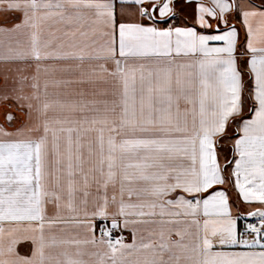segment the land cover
Returning a JSON list of instances; mask_svg holds the SVG:
<instances>
[{"label":"snow or ice","instance_id":"obj_1","mask_svg":"<svg viewBox=\"0 0 264 264\" xmlns=\"http://www.w3.org/2000/svg\"><path fill=\"white\" fill-rule=\"evenodd\" d=\"M0 18V264H264V0Z\"/></svg>","mask_w":264,"mask_h":264},{"label":"crops","instance_id":"obj_2","mask_svg":"<svg viewBox=\"0 0 264 264\" xmlns=\"http://www.w3.org/2000/svg\"><path fill=\"white\" fill-rule=\"evenodd\" d=\"M0 19H2V18H0ZM0 83H2V81H0ZM4 111H5V106L0 104V122L3 121V113H4ZM245 208H246V206L241 204V211H244ZM129 240H130V237H129Z\"/></svg>","mask_w":264,"mask_h":264}]
</instances>
